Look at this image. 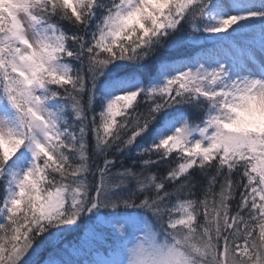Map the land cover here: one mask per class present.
Wrapping results in <instances>:
<instances>
[{
  "label": "snow or ice",
  "instance_id": "snow-or-ice-1",
  "mask_svg": "<svg viewBox=\"0 0 264 264\" xmlns=\"http://www.w3.org/2000/svg\"><path fill=\"white\" fill-rule=\"evenodd\" d=\"M0 264H264V0H0Z\"/></svg>",
  "mask_w": 264,
  "mask_h": 264
},
{
  "label": "trees",
  "instance_id": "trees-1",
  "mask_svg": "<svg viewBox=\"0 0 264 264\" xmlns=\"http://www.w3.org/2000/svg\"><path fill=\"white\" fill-rule=\"evenodd\" d=\"M119 119V118H118ZM126 163L127 164H130V162L129 161H126ZM161 171H163V170H161ZM197 179H199V177H197ZM72 237V235L70 234L68 237H67V239L68 240H71V239H73V238H71ZM71 238V239H70ZM112 241H111V238H109V240H108V243H111Z\"/></svg>",
  "mask_w": 264,
  "mask_h": 264
},
{
  "label": "rangeland",
  "instance_id": "rangeland-1",
  "mask_svg": "<svg viewBox=\"0 0 264 264\" xmlns=\"http://www.w3.org/2000/svg\"><path fill=\"white\" fill-rule=\"evenodd\" d=\"M70 234L72 235L71 238H73V237H74V234H73V233H69V234H67V237H68ZM71 238H70V239H71ZM46 255H47V252L42 253V254H41V259H44V258L46 257Z\"/></svg>",
  "mask_w": 264,
  "mask_h": 264
}]
</instances>
